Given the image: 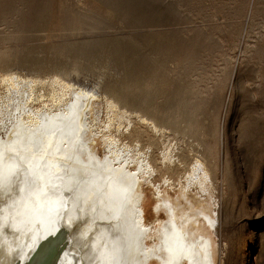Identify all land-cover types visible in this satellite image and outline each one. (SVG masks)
I'll return each mask as SVG.
<instances>
[{
  "label": "rangeland",
  "instance_id": "obj_1",
  "mask_svg": "<svg viewBox=\"0 0 264 264\" xmlns=\"http://www.w3.org/2000/svg\"><path fill=\"white\" fill-rule=\"evenodd\" d=\"M8 73L96 90L103 118L106 97L131 111L116 134L151 155L155 187L203 159L215 264H264V0H0ZM153 184L141 183L140 204L154 228L165 213Z\"/></svg>",
  "mask_w": 264,
  "mask_h": 264
},
{
  "label": "bare ground",
  "instance_id": "obj_2",
  "mask_svg": "<svg viewBox=\"0 0 264 264\" xmlns=\"http://www.w3.org/2000/svg\"><path fill=\"white\" fill-rule=\"evenodd\" d=\"M0 85V237L8 221L28 231L39 220L42 235L52 221L42 240L54 241L63 229L68 261L75 248L81 264H215L217 216L203 159L184 181L155 187L151 155L116 134L129 129L133 113L115 100L106 97L103 118L97 91L61 76L8 73ZM163 160L171 164L173 155L164 152ZM142 182L153 184L154 211L165 213L154 228L145 223Z\"/></svg>",
  "mask_w": 264,
  "mask_h": 264
},
{
  "label": "water",
  "instance_id": "obj_3",
  "mask_svg": "<svg viewBox=\"0 0 264 264\" xmlns=\"http://www.w3.org/2000/svg\"><path fill=\"white\" fill-rule=\"evenodd\" d=\"M8 222L7 232L0 237V264H81L77 262L79 259L76 258L79 255L75 248L69 252L72 258L67 260V252L63 246L67 237L62 234L63 229L55 230L60 233L57 237L53 236L56 241H49L48 238L42 240L43 236L47 237L49 232H53L52 221L49 225L51 230L47 231L46 235H42L43 227L39 220L28 231H26L27 227H16V222Z\"/></svg>",
  "mask_w": 264,
  "mask_h": 264
},
{
  "label": "snow or ice",
  "instance_id": "obj_4",
  "mask_svg": "<svg viewBox=\"0 0 264 264\" xmlns=\"http://www.w3.org/2000/svg\"><path fill=\"white\" fill-rule=\"evenodd\" d=\"M3 183H4V177L2 174H0V187L3 186ZM176 259L179 260V257H177Z\"/></svg>",
  "mask_w": 264,
  "mask_h": 264
}]
</instances>
